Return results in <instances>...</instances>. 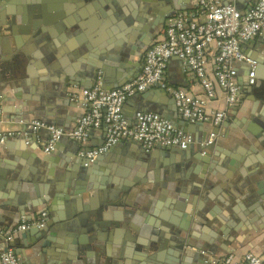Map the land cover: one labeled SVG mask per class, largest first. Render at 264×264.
Masks as SVG:
<instances>
[{"label": "crops", "instance_id": "0c3cea01", "mask_svg": "<svg viewBox=\"0 0 264 264\" xmlns=\"http://www.w3.org/2000/svg\"><path fill=\"white\" fill-rule=\"evenodd\" d=\"M255 1L235 0L234 4L240 2L246 9ZM199 9L198 0H0V12H22V19L27 12L51 13L50 26L46 27L50 37L0 38V54L5 50L13 52L10 63L5 65L7 72L24 77L16 84L0 81L3 114L15 115L17 102L47 116L50 108L55 119L72 107L81 115L79 123L87 109L63 91L67 86L61 78L74 83L68 86L69 91L81 93L78 89L84 88L87 80L82 82L83 87L76 83L81 84L82 77L103 64L109 73L107 77L100 74L97 83L119 88L144 70L148 47L164 37L165 17L167 21L179 12ZM168 13L169 17L164 16ZM25 26L29 28L30 24ZM148 40L153 43L146 46ZM263 40L256 37L245 41L243 50L258 60L264 56ZM19 50L26 51L25 57L18 58L15 51ZM121 56L134 62L127 64L126 69L134 72L126 82L117 73ZM213 63L212 58L208 73L215 80ZM239 69L238 103L228 107L226 91L220 88L215 97L206 100L209 108L228 109L223 122L177 125L197 140L206 139L211 131L218 133L205 156L199 154L195 144L189 153L184 150L182 154L172 152V147H162L160 153L153 148L160 157L146 158L145 148L124 138L107 152L112 154L109 163L116 174L100 181L101 175L91 173L87 165L77 161L78 157H72L78 150V141L62 139L56 150L47 153L44 149L50 135L45 128L37 133L38 140L10 135L0 145V230L23 218L40 220L44 211L46 222L53 225L42 234L41 225L32 224L15 236L19 248H13L21 259L30 264H134L138 263L134 262L138 246L151 243L160 244L161 258L179 259V264H211L208 255L222 258L234 254L243 259L253 252L264 257V105L249 84L247 65L239 63ZM256 73L264 77V63H258ZM165 74L168 82L205 97L200 79L178 57L169 60ZM174 99L158 83L131 95L124 104V114L128 120L134 119L139 111H147L141 108L148 103L159 107L149 112L178 124L183 118L180 114L176 117ZM37 120L55 125L48 119ZM11 126L18 127L12 123L3 125L7 131L12 130ZM58 127L72 131L77 125L68 122ZM106 137L105 126L92 128L87 147L102 145ZM136 178L142 183L131 193L130 204L104 199L102 183L105 187H121ZM66 189L69 199H59L66 195L60 190ZM147 202L151 205L148 211L129 210L136 203L143 206ZM101 205L106 207V217L98 229L86 210ZM1 235L0 256L6 244Z\"/></svg>", "mask_w": 264, "mask_h": 264}, {"label": "built area", "instance_id": "2783aa9c", "mask_svg": "<svg viewBox=\"0 0 264 264\" xmlns=\"http://www.w3.org/2000/svg\"><path fill=\"white\" fill-rule=\"evenodd\" d=\"M198 2L199 10L182 11L168 18L164 37L146 53L142 73L119 88L107 89L98 82L91 88L83 89L81 93L73 94L72 98L82 102L87 109L74 130L66 131L62 127L38 120L30 122L29 126L34 129L45 128L51 131L45 152L56 150L63 136L86 142L90 130L102 126L106 127L107 132L105 142L96 147H82L76 157L87 163L93 162L124 138L136 140L147 149L186 148L193 144L208 149L214 144L218 137L216 131H211L204 140H197L157 112L139 111L136 125H132L124 114V104L131 95L160 83L175 97L178 112L183 119L189 123L209 121L219 125L226 118L228 109L209 108L206 100L215 97L220 88L226 91L228 107L240 101L239 63L247 65L249 69V84L256 82L258 60L246 53L242 44L256 37H264V0H256L244 10L225 0ZM172 57L180 58L200 79L205 91L204 98L191 94L184 86L166 80L165 72ZM212 58L215 80L208 73V64ZM9 136L0 126V145ZM41 214L40 220L39 217L36 220L23 218L21 222L0 230V235L11 242L19 232L27 230L32 224L43 225L47 213L44 211ZM208 256L211 264H264V257L253 252L247 253L243 259H238L234 254L222 258ZM0 257L2 264H30L24 262L12 246L4 250Z\"/></svg>", "mask_w": 264, "mask_h": 264}, {"label": "water", "instance_id": "95a60500", "mask_svg": "<svg viewBox=\"0 0 264 264\" xmlns=\"http://www.w3.org/2000/svg\"><path fill=\"white\" fill-rule=\"evenodd\" d=\"M235 1V0H234ZM234 1L232 3H234ZM245 5H242L240 2L238 3L237 7L239 9H244ZM20 14H22V12H15V13H4V12H0V38L2 40H5L7 38H11L13 36H18L19 38H27V39H32V38H38L39 36H46V37H50L51 35V31H49L48 33H46V27H49L50 24L49 19L51 17V13H49L47 10L44 14L38 15V14H32L31 12H27L26 14H24V17L22 19V17L20 16ZM164 16L169 17L170 14H166ZM27 17V18H26ZM26 23L30 24V27L27 28L25 25ZM166 25V17L163 20V22ZM163 25V26H165ZM59 29H61V27H59ZM160 30V29H159ZM150 42V43H149ZM264 42V40H263ZM153 43V41H146V46H149ZM153 45V44H152ZM152 45L150 47H148V49H150L152 47ZM15 53L17 54L18 58L21 57H25L26 51L25 50H19V51H15ZM13 52H7L6 50L4 51L3 54H0V81L1 82H5L8 84H16L19 83L20 80L24 79V77L19 74L18 72H16L15 74H11L8 73L5 65L9 62V58H11L13 55ZM260 59H258V63H264V56H259ZM180 59V58H179ZM137 60V59H136ZM181 60V59H180ZM182 61V60H181ZM129 59L124 58V56L120 57V62L118 64L119 69L117 70V73L119 75V79L120 78H124V81L130 79L133 75H131L134 71L131 70H127L126 67L128 66L127 64H131ZM134 63V62H133ZM183 63V61H182ZM184 65V63H183ZM99 69L96 70L94 73H92L91 75H88L86 78L82 77L81 79V84L80 83H76L78 86L77 87H83L84 86V80H87L86 85L84 86V88L82 89H78V90H83L85 89V87H93L97 81L98 78L100 76V74H104L106 75V77L108 76L109 70L106 71V67L102 64V65H98ZM257 68H258V64H257ZM125 69V70H123ZM103 71V73L100 72ZM21 73L24 75L25 71L24 70H20ZM5 79H9L7 82L4 80ZM26 78V77H25ZM184 79V77H183ZM79 80V79H76ZM75 80V81H76ZM249 80V77H248ZM64 81V86L65 89L63 91H65L66 93H68L69 95L73 96V94L75 93H80L79 91H76V89H72V91L68 90V86L69 85H74V83L70 80V79H63L61 78V82ZM125 81V82H126ZM186 81V80H185ZM124 83V82H123ZM123 83H119V84H123ZM185 82H179L180 85H183ZM83 84V85H82ZM253 85V87L256 89L255 90V95L256 97L262 102V104L264 105V77L262 75L256 74V82L251 84ZM103 87L106 86V83L102 84ZM107 89H112L110 87H105ZM62 92V89H60ZM82 92V91H81ZM175 100V99H174ZM79 104H82V102L78 101ZM5 108V104L4 102H1L0 99V125L2 126V129L4 131H6L7 133H9L10 135L15 134L18 138L20 139H27L29 141L32 140H38L37 138V133H40L43 130H46L49 135H51V131H49L48 129H43L42 128H38V129H34L32 127H30V122L37 120V119H48L51 120V123L58 125V126H65V124H67L68 122H71V124H74L78 126L77 120L81 115H78L77 112H75L73 109L74 108H69V111H67L66 113H64V116L58 115L57 118L55 119L54 116L53 118L51 117V110L50 108L47 109L48 112V116L47 115H42V113H39L37 111L32 112V108L28 109V106L25 103L22 102H17L15 104V110H14V114L15 115H10V117H6L2 110ZM159 107H156L155 105H150L148 103H145V105L141 108V110H147V111H158ZM15 117H18L19 119L14 120ZM134 117V116H133ZM176 117H179V112H176ZM184 121H186L185 119H183ZM182 119L178 120V124L177 121L173 120L175 123L174 125H178V126H187L188 125V121H186L187 123H184ZM129 122L132 125H136L137 124V118H131L129 120ZM14 124L17 125L18 127L16 129H12L13 126H11L10 131H7L5 129V127H3V125L5 124ZM199 124L204 123V122H197ZM194 124V123H191ZM177 126V127H178ZM66 130V129H65ZM62 139H67V140H72L73 142H77L78 140L76 139H72L68 136H63L60 141ZM79 147L77 148L78 150L81 149L82 147H87L86 142H79ZM131 143H136L139 146H142L143 148H145L143 146V144H141L138 141H134L131 140ZM194 145H190L186 148H182V147H172L170 150H172V152L174 153H178V154H182L183 151H187V153H189V151H191V149L194 148ZM199 147L198 149L199 154L201 156H205L208 154L207 151V147H203V146H196ZM159 149V153L161 152L162 147H158ZM78 150L75 151V153L73 154L72 157L76 156ZM145 154H146V158H154V157H160V155H158V151H154L152 149H147L145 148ZM205 151H207V153H204ZM162 155L167 156L168 154L166 153H162ZM200 155L197 154L198 158H200ZM112 154L108 153L106 154H102L100 155L97 159H95L93 162L87 163L86 161H84L83 159H79L76 158L77 161H80L82 163H84L85 165H87V167L89 168V170H91V173H95V175H101V179L100 181H102V179L107 175L108 177L115 175L116 172L111 171L112 167L110 166V158H111ZM202 160H205V158L201 157ZM106 163V164H105ZM101 166H107L108 169H105ZM96 171V172H95ZM111 172V173H110ZM87 176V175H86ZM110 179V178H108ZM116 181V179H115ZM141 179L136 178L135 180H131L128 182L127 186H110V187H105L103 186V183L101 185V189H103V193L105 194L104 199L107 201H121L124 202L125 201L130 204V196L131 193H133L135 190L138 189L139 185L141 184ZM103 186V187H102ZM99 189V188H97ZM62 193L66 194L63 197H59V199H69L68 198V194L69 191L68 189L66 190H60ZM57 195V194H56ZM115 196L113 198H109L110 196ZM150 195L153 196V193L151 191ZM61 196V195H57L56 197ZM134 204V203H133ZM118 206V205H117ZM134 208H131L129 210H131L132 212H145L148 211L149 208L151 207L150 204L145 203L143 206H141L140 204L136 203L135 205H133ZM118 208L122 209L124 208L123 206H119ZM106 207L104 205L101 206H96L93 207L91 209H87L86 211L88 212L89 218L91 220V222L94 224V226H97L98 229H101V226L103 224V221L105 220L106 217ZM30 218V216H29ZM20 222V221H19ZM52 223H44L43 225H41V227H39V233L45 234L46 231H49L50 229H52L53 225H51ZM1 237L3 238V240H5L6 244L4 249L6 250L9 246H17V243L15 242V240L13 239L11 242H7L6 238L4 236L1 235ZM111 240V239H110ZM18 247V246H17ZM174 247H176L177 250H181L179 247H177L176 245H174ZM19 248V247H18ZM158 249H160V244L158 243H151V244H141L138 246L137 248V253L134 256V262H138V263H134V264H179V259H174L172 261H168V260H164V258L160 257V254L158 252ZM20 254H22V252H20ZM178 256V255H177ZM25 260V259H24ZM27 260V259H26ZM50 264H56L54 262H51Z\"/></svg>", "mask_w": 264, "mask_h": 264}]
</instances>
